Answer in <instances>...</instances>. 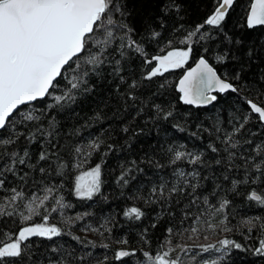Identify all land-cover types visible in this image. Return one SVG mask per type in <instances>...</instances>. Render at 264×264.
Segmentation results:
<instances>
[{
    "label": "snow or ice",
    "instance_id": "1",
    "mask_svg": "<svg viewBox=\"0 0 264 264\" xmlns=\"http://www.w3.org/2000/svg\"><path fill=\"white\" fill-rule=\"evenodd\" d=\"M152 2L159 8V15L142 18L137 23L129 0H0V224L6 227L18 218L21 225L15 231L0 228V264H93L91 251L77 253L73 249L69 252L56 239L71 235L84 249L96 247L93 241L83 240L60 226L90 215L67 217L64 210L73 205L65 202L62 193L64 181L73 169H81L94 153H101L102 146L111 150L112 145L107 144L102 136L92 137L91 133L89 138L80 137L82 129L91 126L90 122L104 118L102 113L96 112L84 124H73L67 131L61 127L56 115L51 114L58 115L75 104L79 95L91 92L88 81L92 76H103L105 68L110 67L111 74L124 85L123 91L117 88V101L121 104L117 115L137 109L139 103L135 115L145 108H152L165 120L173 117L170 102L166 110L164 102L157 103L145 96L144 91L154 78L165 77L166 73L183 70L175 91L179 93L178 101L187 106L205 107L217 102L222 95H238L245 90L241 85L245 84L247 71L260 57L255 46L239 54L245 41L233 39L224 32V25L237 0H213L211 14L203 23L187 30L183 24L171 29L167 25L166 18L170 14L174 13L173 19H183L181 0ZM206 26L223 33L227 43L235 46L237 54L231 49L222 54L212 53L207 45L202 47L203 54H200L194 44L214 39L210 32L203 31ZM239 27L242 32L264 28V0H251L244 23ZM178 32H183L182 39L176 37ZM153 44L156 45V54L149 56L145 45ZM260 50H264V44L260 45ZM133 55L140 59L142 71L138 79L132 72L129 80L123 73ZM233 61L238 67L225 71ZM257 67L259 71L255 73L257 79L254 83L264 86V68ZM63 80H67L66 90L61 89ZM166 89V83H159L151 96L160 95L161 90ZM261 97H264V91L244 100L243 109L229 121L230 131L216 127L215 131L223 134L222 137L217 135V139L224 147L214 144L209 147L219 158L213 156L209 160L203 152L188 151L184 145L170 146L167 149L171 154L170 166L187 163L193 167L190 171L174 167L172 179L161 177L159 184L151 188L145 203L158 204L160 215L175 217L179 211L180 224L190 216L200 220L206 213L220 215L218 224L223 232L233 231L225 213L232 204L229 193L245 195L247 201L264 208V98ZM34 103L37 107L26 111ZM75 115L79 118V113ZM253 116L259 122L255 131L249 127ZM175 127L184 130L180 125ZM128 130L127 126L122 129L124 132ZM73 138H79V142H74ZM213 163L221 166V172L219 177H211L212 188L206 191L202 181L210 177L202 173L205 169L211 170ZM130 172L131 169L122 171L117 182L127 185ZM236 175H241L242 179H236ZM101 176L100 163L79 171L72 194L81 200H92L101 193ZM224 181L231 187L225 188ZM241 186L248 187V192L240 191ZM210 199L217 200L218 205L210 203ZM201 205L207 208L201 209ZM54 213L60 217L59 222H50L55 219ZM124 215L139 221L145 213L140 207L132 206L124 211ZM36 217L40 222H33ZM240 226L246 229L249 238L254 231L261 233L253 251L264 256V217L244 218ZM209 227L215 229L216 225L209 224ZM81 230L100 232L99 228L88 226ZM188 231L196 233L198 229L174 230L168 227V235L159 245L168 250L143 251L147 264H183L179 256L171 253L177 249L187 251L192 246L173 244V239ZM33 238L52 243L41 244ZM116 243L127 245L128 241L119 239ZM217 243L220 248L228 250L244 248L227 236ZM101 247L108 248L109 245ZM195 247L206 253L216 245ZM198 254L192 259L195 260ZM134 255L135 250L117 248L113 260L126 264L124 258ZM107 259L105 256L104 260ZM199 264L220 262L201 259Z\"/></svg>",
    "mask_w": 264,
    "mask_h": 264
},
{
    "label": "trees",
    "instance_id": "2",
    "mask_svg": "<svg viewBox=\"0 0 264 264\" xmlns=\"http://www.w3.org/2000/svg\"><path fill=\"white\" fill-rule=\"evenodd\" d=\"M181 3L183 5L181 12L183 19H173L174 13L170 14V17L166 18L169 29L180 24H183L186 30L193 29L195 25L203 23L214 8L213 0H181ZM250 3L251 0H237V4L224 25V32L232 36L233 39L242 38L245 41L239 49V54L242 55L248 47L255 46L257 56L260 57L247 71L245 84L241 85L245 90H242L238 95L233 93L222 95L217 102L208 108H193L183 105L177 99L179 93L175 91V85L183 70H177L166 73L165 77L154 78V81L150 82L151 86L144 91L145 96L155 99L157 103L164 102L166 110L170 102L173 117L165 120L162 114L158 116L152 108H145L139 115H135L140 107L139 103L137 109H129L126 114L121 112V115H117V110L121 109V104L117 101V88L119 87L123 91L124 85L121 84L118 77L111 74V68L106 67L103 76H92L88 81L91 92L79 95L75 104L58 115L51 113L56 115L65 131L71 128L73 124L76 126L84 124L85 120L94 116L96 112L102 113L104 118L99 122H90L91 126L82 129L80 137L89 138V133H91L92 137L102 136L107 144L112 145L111 150L102 146L101 153H94L81 169H73L64 181L65 187L62 194L65 202L73 205V207L64 210L66 216L74 218L77 214L89 213L90 215L84 216L81 221L60 226L65 227L66 230L83 240L93 241L96 245L94 248L90 246L84 249L82 245L71 238V235L56 238L58 243L64 244L69 252L73 249L77 253L91 251L93 264H97V262L99 264H120L119 261L113 260L114 251L117 248H126L130 251L135 250L134 256L124 258L126 264H147L143 257V251L155 253L168 250L159 247L168 235L166 232L168 227H173L174 230L195 227L198 229L196 233L188 231L183 236H175L173 239V244L180 243L192 246L187 251L177 249L171 253L172 256H179L180 260H183V264H199L201 259H216L220 264H264V256L253 251L258 246L257 237L261 233L254 231L249 238L246 235V229L240 226L241 220L244 218L264 217V208L254 202L247 201L245 195L228 194L232 204L229 209L225 210V213L229 217V226L233 228L232 232L220 230L222 227L218 224L221 219L220 215L206 213L200 220H194L190 216L183 224H180L179 211L175 217L160 215L161 209L158 204L145 203V198L149 196L151 188L159 184L161 177L172 179L171 172L174 167L179 166L186 171H190L193 167L187 163L170 166L169 157L171 154L167 152L170 146L184 145L188 151L203 152L204 156L211 160L217 154L212 153L209 146L214 144L220 148L224 147L217 139V135L222 137L223 134H218L215 131L216 127L230 131L231 124L229 121L238 115V110L243 109L244 100L253 98L259 92L264 91V86L254 83L257 79L255 73L259 71L257 66L264 68V50H260V45L264 44V28L242 32L239 27L244 23V17ZM129 7L133 10L137 23L142 18L159 15V8L153 5L152 0H129ZM203 31L210 32L214 39L194 44V48L200 54H203L202 47L205 45L210 48L212 53L222 54L231 49L233 54H237L235 46L227 43L223 33L211 26H206ZM176 37L182 39L183 32L176 33ZM176 46L181 45L177 44ZM155 48L156 45L154 44L145 45L149 56L156 54ZM140 65V59L133 55L130 64L125 66L126 70L123 75L131 80L130 74L135 72V78L138 79L142 71ZM237 67L238 64L233 61L224 70L230 72ZM159 83H166L167 89L166 91L161 90L160 95L152 97L151 94L156 91ZM66 85L67 80H63L61 89L66 90ZM51 102L49 99V103ZM36 107L37 105L34 103L26 111ZM76 113H79V118H76ZM258 123L253 116V122L249 125L252 131L256 130ZM175 125H180L184 130L180 131ZM126 126L129 130L127 132L122 131ZM193 133L196 135L193 136ZM73 140L79 142V138H73ZM102 154L104 155L103 159H101ZM96 163L102 165L101 179L103 184L101 193L92 200L78 199L72 194L75 176L79 174V171H86ZM157 165L162 167H157ZM126 169H131L129 183L121 185L117 182V178ZM220 172L221 166L214 163L211 170H203L202 174L210 177V179L202 181L206 191L212 188L213 180L211 177H219ZM235 178L242 179V176L236 175ZM223 184L225 188L231 187L227 181H224ZM248 190V187L245 186L240 188L243 193H247ZM210 203L218 205V201L214 199H210ZM132 206L140 207L144 211L145 216L141 220L137 221L125 217L124 211ZM205 208H207L206 205H201V209ZM192 213L197 214L195 208L192 209ZM53 217L55 219L50 222H59L58 214L54 213ZM14 219L15 223L9 222L6 227L0 224V228H4L5 231H15L21 225L18 218ZM33 222H40L39 217H36ZM153 224L156 227H152ZM209 224L216 225L215 229L209 227ZM84 226L99 228L100 232L82 231ZM225 236L241 243L244 248L241 250L220 248L217 242ZM33 239L41 244L50 245L52 243L38 238ZM119 239H127L128 244H117L116 241ZM103 244H108L109 247H101ZM208 244L216 245V247L209 249L206 253H201L200 249L195 247L196 245L207 246ZM197 253L199 254L193 260L192 256ZM105 256L108 257L107 260H104Z\"/></svg>",
    "mask_w": 264,
    "mask_h": 264
},
{
    "label": "water",
    "instance_id": "3",
    "mask_svg": "<svg viewBox=\"0 0 264 264\" xmlns=\"http://www.w3.org/2000/svg\"><path fill=\"white\" fill-rule=\"evenodd\" d=\"M192 66H194V64L192 65ZM212 104H209V105H207V106H205V107H200V108H208V107H210ZM187 106V105H186ZM189 107H193V108H197V107H195V106H189Z\"/></svg>",
    "mask_w": 264,
    "mask_h": 264
},
{
    "label": "rangeland",
    "instance_id": "4",
    "mask_svg": "<svg viewBox=\"0 0 264 264\" xmlns=\"http://www.w3.org/2000/svg\"><path fill=\"white\" fill-rule=\"evenodd\" d=\"M183 261V260H182Z\"/></svg>",
    "mask_w": 264,
    "mask_h": 264
}]
</instances>
